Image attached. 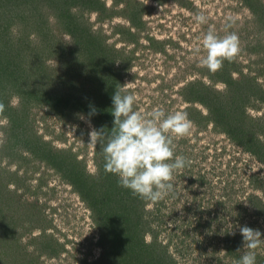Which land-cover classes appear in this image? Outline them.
Wrapping results in <instances>:
<instances>
[{
	"label": "rangeland",
	"instance_id": "rangeland-1",
	"mask_svg": "<svg viewBox=\"0 0 264 264\" xmlns=\"http://www.w3.org/2000/svg\"><path fill=\"white\" fill-rule=\"evenodd\" d=\"M1 2L0 264H237L241 227L264 239V0ZM209 28L241 48L215 73L201 64ZM25 39L31 56L16 46ZM118 88L145 116L193 122L173 139L191 164L159 202L119 186L88 144L114 127ZM141 215L150 248L134 255L116 229ZM253 251L264 264V244Z\"/></svg>",
	"mask_w": 264,
	"mask_h": 264
},
{
	"label": "clouds",
	"instance_id": "clouds-1",
	"mask_svg": "<svg viewBox=\"0 0 264 264\" xmlns=\"http://www.w3.org/2000/svg\"><path fill=\"white\" fill-rule=\"evenodd\" d=\"M194 19L198 24L208 23V17L202 12H197ZM226 27L230 28L231 22ZM202 46L206 55L201 64L213 73L223 68L224 61H235L241 51L235 32H227L221 37L212 28L204 35ZM124 91L118 88L112 97L114 127L110 131L93 128L88 144L94 148L100 144L104 169L119 177V186L131 190L134 196L156 203L174 192V173L191 164L186 157L175 155L173 139L190 135L193 122L187 112L166 114L161 108L153 109L145 116L134 110L135 95H122ZM4 112L5 105L0 102V116ZM240 233L246 251L237 264H256L253 250L264 244L261 231L243 226Z\"/></svg>",
	"mask_w": 264,
	"mask_h": 264
},
{
	"label": "trees",
	"instance_id": "trees-1",
	"mask_svg": "<svg viewBox=\"0 0 264 264\" xmlns=\"http://www.w3.org/2000/svg\"><path fill=\"white\" fill-rule=\"evenodd\" d=\"M3 7H6L5 3L4 2H1V5H0V8H3ZM37 21V20H36ZM9 23V22H8ZM15 23V22H14ZM12 22H10L9 24L5 23L3 24V26H8V29L6 30V33H2V37H4L6 40L7 39H11L9 37L10 34V27H11ZM36 25V24H35ZM37 26V25H36ZM39 26H37L38 28ZM31 29V28H30ZM8 34V36L6 35ZM10 40H7L5 42V44H8ZM29 39H25L24 40V44L23 42H20V40L17 42L16 46H18L19 48V51L21 50L22 52L26 53V54H29V56H31V52H29ZM4 44V47H6L7 45ZM12 49L14 50L15 48H13L14 46H12ZM18 52V51H17ZM36 56V55H34ZM2 57H6V56H2ZM18 57H19V54H15L14 55V60L13 61H16L17 64L16 67H17V73L18 75L20 76V73H21V67H20V64L18 63ZM229 86H233L235 84L234 81H231L229 83H227ZM15 88V87H14ZM222 120H223V117H222ZM144 217L143 215L141 216H137L136 218L133 217V218H126L123 220V224L122 226L120 227H117L116 231L117 230H120L122 231L123 233V237H125L128 241L125 242V245H126V249L130 254H134L135 255V251L134 249L136 250H141V251H147V248H150L148 244L145 243L144 241V236L142 235V227H143V222L145 224V221L143 220ZM126 222V226H124V223ZM147 226V225H146ZM115 237L118 238V235L115 234ZM117 238H114V242L116 243V240ZM125 250L123 251L124 252V255L126 256H130V255H127ZM133 250V251H131ZM126 256H125V259H126ZM133 257V256H132ZM135 258V257H134ZM139 258H142V259H145V257H139ZM127 260V259H126ZM129 260V259H128Z\"/></svg>",
	"mask_w": 264,
	"mask_h": 264
}]
</instances>
